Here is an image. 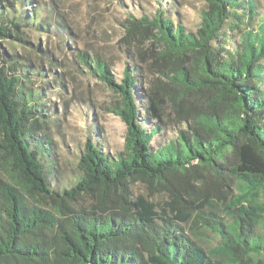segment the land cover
I'll return each mask as SVG.
<instances>
[{
    "label": "trees",
    "instance_id": "1",
    "mask_svg": "<svg viewBox=\"0 0 264 264\" xmlns=\"http://www.w3.org/2000/svg\"><path fill=\"white\" fill-rule=\"evenodd\" d=\"M156 2L149 17L124 10L122 38L145 33L154 77L126 61L117 81L99 55L68 45L52 1L0 0V264H264L262 6L206 0L189 28L175 0ZM68 67L114 92L107 109L125 124L109 153L84 112L70 175L49 104Z\"/></svg>",
    "mask_w": 264,
    "mask_h": 264
},
{
    "label": "rangeland",
    "instance_id": "2",
    "mask_svg": "<svg viewBox=\"0 0 264 264\" xmlns=\"http://www.w3.org/2000/svg\"><path fill=\"white\" fill-rule=\"evenodd\" d=\"M39 1L53 2L55 11L48 15L56 14L54 15L55 19L61 20L67 27L70 32L66 39L68 45L72 49L85 51L89 55H99L107 62L111 75L117 81L122 78L126 61L128 64L135 61L146 72L147 79H153L154 76L148 71V68H155L153 57L148 51L151 46L148 45V41L146 43L138 42V38L145 33L137 32L129 38V41H123L122 38L125 36L124 10L133 12L137 17L142 13L149 17V14L153 13L157 6L156 0ZM175 2L174 7L178 9L179 20L189 28L196 26L199 21V9L205 7L206 0H175ZM258 2L264 11V0H258ZM119 3H122L125 8L123 9ZM131 5L134 8L131 9ZM35 40L41 47L42 43L47 42L55 50V55L63 58L68 64L67 56H64L54 46L57 41L55 38L37 33ZM63 70L67 72L64 75L65 79L62 80L65 85L64 92L58 94L52 92L49 96V104L56 107V117L59 118L56 126L51 127L50 133L53 134L56 143L57 159L62 163L63 169L67 172L66 175H70L72 165L69 159L77 147L82 148L86 137L85 129L88 122L84 112L89 113L88 116L93 115L96 126L102 129L101 142L109 153L122 149L125 124L119 117L108 111L107 108L116 105L118 97L103 82L83 74L78 69L68 67ZM172 134L169 127L164 130L162 136H171ZM201 238L203 247L207 249L216 246L218 241L208 231Z\"/></svg>",
    "mask_w": 264,
    "mask_h": 264
}]
</instances>
